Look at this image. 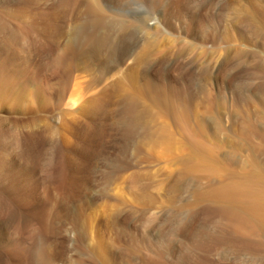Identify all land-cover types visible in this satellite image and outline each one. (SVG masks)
Wrapping results in <instances>:
<instances>
[{
	"label": "rangeland",
	"instance_id": "rangeland-1",
	"mask_svg": "<svg viewBox=\"0 0 264 264\" xmlns=\"http://www.w3.org/2000/svg\"><path fill=\"white\" fill-rule=\"evenodd\" d=\"M94 1L0 0V65L22 91L0 96V264H264V224L238 231L222 214L242 198L187 158V130L150 96L198 115L215 168L264 166L250 126L264 131V0H96L99 14ZM100 16L126 25L105 54L77 34ZM135 88L184 144H155L159 126L127 115L118 95Z\"/></svg>",
	"mask_w": 264,
	"mask_h": 264
},
{
	"label": "bare ground",
	"instance_id": "bare-ground-1",
	"mask_svg": "<svg viewBox=\"0 0 264 264\" xmlns=\"http://www.w3.org/2000/svg\"><path fill=\"white\" fill-rule=\"evenodd\" d=\"M98 2V1H97ZM97 2H96V0L94 1V6L92 7V13L95 11V12H97L98 11V8H99V5L97 4ZM99 3V2H98ZM29 4H31V3H29ZM184 4V3H183ZM175 10V9H174ZM257 10V9H256ZM179 11V10H178ZM260 11V10H259ZM7 12V11H6ZM199 12V11H198ZM211 12V11H210ZM245 12V11H244ZM10 13V12H9ZM100 12L98 11V14H99ZM102 13V12H101ZM258 13V12H257ZM260 13V12H259ZM7 14V13H6ZM31 14V13H30ZM96 14V13H95ZM254 14V13H253ZM33 15V14H32ZM101 15V14H100ZM180 15V14H179ZM7 16V15H6ZM98 16V15H97ZM102 16V15H101ZM101 16L100 17H98L99 19H97V25L99 26V29L97 30V32H96V34H88V33H85V32H83V30H84V27H83V29H78L77 30V34H79L82 38H81V40L79 41V43H80V47L83 49V48H86V47H92V48H94L96 51H97V53H101V52H103L104 50H109V48H111V46H113V43H114V41H115V39L113 38V36H114V32L116 31V29L118 28V32H119V30L120 31H123L125 28H126V25H124V23H122L121 21H119V20H113L112 19V21H110V20H106V19H104V17H102L101 18ZM104 16V15H103ZM15 17V16H14ZM31 17V16H30ZM258 17V16H257ZM256 17V18H257ZM8 18V17H7ZM15 18H17V16L15 17ZM24 18V17H23ZM108 18V17H107ZM35 19V18H34ZM95 19V18H94ZM252 19V18H251ZM7 20V19H6ZM10 20V19H9ZM13 20H15V22H16V19H13ZM27 20V19H26ZM12 21V20H11ZM17 22H19V21H17ZM92 22V21H91ZM96 22V21H95ZM213 22V21H212ZM11 23V22H10ZM30 23V22H29ZM1 24V23H0ZM9 24V23H8ZM24 24H22V26H23ZM31 25V24H30ZM34 25V24H33ZM6 26H7V24H6ZM15 26V25H14ZM13 26V27H14ZM21 25H20V31H22L23 29H25V31L28 29V27L26 26H23L22 27ZM29 26V25H28ZM32 26V25H31ZM31 26H29V27H31ZM39 26V25H38ZM258 26V25H257ZM16 27V26H15ZM25 27V28H24ZM33 27V26H32ZM36 27V26H35ZM8 27H6V29H7ZM12 28V27H11ZM18 27H16V29H17ZM6 29H4V31L6 30ZM15 29V30H16ZM22 29V30H21ZM30 29V28H29ZM28 29V30H29ZM50 29V28H49ZM53 29V28H52ZM19 30V29H18ZM18 30H16V31H18ZM31 31V30H30ZM1 32V31H0ZM8 32V31H7ZM29 32V31H28ZM23 33H24V31H23ZM20 34V33H19ZM18 35V34H17ZM79 35H77V37L79 36ZM2 36V35H1ZM24 36V35H23ZM23 36H22V39H23ZM32 36H34V35H32ZM21 37V36H20ZM27 37H28V35H27ZM33 38V37H32ZM21 39V40H22ZM25 40H26V38H25ZM32 39L30 38V41H31ZM10 41V40H9ZM8 41V42H9ZM27 41V40H26ZM33 42V40L30 42V43H32ZM116 42V41H115ZM23 43V42H22ZM28 43V42H27ZM29 43V44H30ZM36 43V42H35ZM34 43V44H35ZM1 44V43H0ZM24 44H25V41H24ZM34 44H33V46H34ZM115 44V43H114ZM140 44V43H139ZM5 45V44H4ZM10 45H11V48H13V50L15 51V55H16V57L17 56H19V55H17L18 53H17V51H22L23 50V47H25L24 45H22V50H20V49H18L17 47H21L20 46V42H19V37L18 36H15L12 40H11V43H10ZM10 45H9V47H10ZM2 46H3V44H2ZM27 46V45H26ZM32 46V45H31ZM31 46H29L28 45V47H30V50H31ZM235 46V45H234ZM192 47V49H193V46H191ZM191 47L190 46H187V48L188 49H190V50H192L191 49ZM81 48H80V50H81ZM150 48H151V44L149 43L148 44V46L146 47V49H145V51H149L150 50ZM185 48H186V45H185V47H184V50H185ZM9 49V48H8ZM26 48H24V50H25ZM12 50V51H13ZM29 50V49H28ZM28 50L26 51V52H28ZM79 50V51H80ZM89 50V49H88ZM13 51V52H14ZM32 51V50H31ZM78 51V52H79ZM145 51H143L142 53H141V55L138 57V59H137V61H136V64H138V65H142V64H146V62L145 63H143L144 61L143 60H146V58H145V56H147V54L145 55ZM182 51V50H181ZM189 51V50H188ZM212 51V50H211ZM25 52V51H24ZM24 52L23 53H21L22 54V56L24 57ZM30 52V51H29ZM81 52V51H80ZM106 52V51H105ZM105 52H103L104 54H105ZM153 52V51H152ZM183 52V51H182ZM184 52H186V51H184ZM9 53V52H8ZM12 53V52H11ZM107 53H109V52H107ZM150 53V52H149ZM181 53V52H180ZM205 54H207V53H209V51H207V49H205V52H204ZM212 53V52H211ZM19 54H20V52H19ZM150 55V57H151V54H149ZM148 55V56H149ZM21 56V55H20ZM148 58V57H147ZM12 59V58H11ZM17 59V58H16ZM15 59V60H16ZM22 59V58H21ZM18 60V59H17ZM16 60V61H17ZM22 60H24V59H22ZM148 61V60H147ZM21 62H23V61H21ZM25 62V61H24ZM16 63V62H15ZM18 63V62H17ZM26 63H28V60H27V62ZM30 63V62H29ZM25 64V63H24ZM23 64V65H24ZM225 64V63H224ZM19 65V64H18ZM17 65V66H18ZM25 66H26V64H25ZM15 67V66H14ZM27 67V66H26ZM26 67H24V68H26ZM16 68V67H15ZM21 68V67H20ZM6 70H7V67H5L4 65L3 66H1L0 65V96L2 97V95H5V92L6 93H8L9 95H13L12 97H15V95H16V93L18 92V93H20V92H22V91H17L16 92V90L17 89H15L14 88V86L15 85H9L8 86V82L10 81V78H8V73L6 72ZM17 71H18V69H16ZM15 70V71H16ZM16 71V72H17ZM10 76V75H9ZM135 80L136 79H132L131 80V83H129V84H131V86H133V84H135L134 82H135ZM88 82V81H87ZM82 84V83H81ZM149 86V85H148ZM118 87H120V86H118ZM142 88V87H141ZM146 88V87H145ZM149 88V87H148ZM147 88V89H148ZM151 88V87H150ZM8 89V91H6ZM19 89V88H18ZM108 89V88H107ZM130 89V88H129ZM136 89V88H135ZM134 89V91H132V90H128L126 93H122V94H120L121 92H119V94L120 95H118V97H119V99L122 101V102H124L125 104H127L126 106H127V108H126V113H127V115H131L132 116V118H135V119H137V126H142V127H144L145 129H146V127H145V122L146 121H143V119L145 118V117H147L148 116V119H149V117L151 118V119H147L148 120V123H147V130H148V128L150 127V126H152V125H154V126H159L158 128H157V130L156 131H151V129H150V131H149V134L151 135V137H152V140H154L155 141V144H157V145H167L168 147H170V144L172 145V146H174L175 147V144H181V140H180V142L177 140V139H175V134L174 133H172L171 132V130L169 129V127H168V125H159V122H158V119H157V115H156V111L155 112H153V108L151 107H146V106H143V101L141 102V100H142V94H143V92H145L144 90H139V92H138V90L136 91ZM158 89V88H157ZM21 90V89H20ZM149 90L150 89H148L147 91H146V95H147V93H149ZM156 90V89H155ZM154 90V91H155ZM158 90H161V89H158ZM157 90V91H158ZM173 90V89H172ZM175 90V89H174ZM259 90H260V92L263 94V96H264V83L263 84H261V86L259 87ZM105 91V90H104ZM107 91V90H106ZM121 91H123L122 90V88H121ZM151 92V97H152V99H154L155 101H158V102H161V103H165V106H167V108L166 109H168L169 110V112H170V110H171V112L170 113H172V115L171 116H173V118H174V121L176 122L175 124L177 125V127L178 128H180V129H182L183 131L184 130H187L186 132H184V134H183V132H182V134H183V139H185V140H187V141H189L188 143H190L191 144V146H192V154H190L187 158L188 159H190V161L192 160V159H196V160H198V163H200V164H196L198 167H200V170L203 168V169H205V170H207L208 171V173L209 174H207V175H210V178L212 179V178H215V177H217V178H220L221 180L222 179H226V177H228L231 181H229L228 183H226V185L224 186V187H222V189H225V190H230V191H234V193H237L239 196H240V198H242V203H240L241 204V206L244 208V209H241V211L240 210H234L232 207V205H234V204H232L231 205V207H226V209L224 208V210H222V214L225 216V217H227L230 221H232V222H234L235 223V227H236V229L238 230V231H242L243 230V228L244 227H246L247 225H252V223H254L255 221H257V220H259V223H263L264 224V166L262 165V164H260V162H259V171L258 170H253V168L254 167H252L251 168V171L249 170V171H247V172H245L244 174L242 173V175H240L239 176V174H236V173H234V172H227V171H225V170H220V169H218V168H215V166L213 165V164H211V160L213 159V152L211 153V151L208 149V147H204L203 145H204V143H201L202 141H200V140H198L197 141V139L195 138L197 135H196V133L193 131V128H195V127H192V124H191V120H193V119H196V122H194V123H196L198 126L197 127H201L202 126V123H200L198 120H199V118L196 116L195 117V113L193 112L192 113V111H189V109H191L190 107L189 108H187L188 107V105H185V107H182V105H178L179 103H176V101H174L173 100V98L172 97H168V94H166V96H165V94L164 95H161L159 92ZM78 92H80V90L78 91V89H77V94H78ZM108 92V91H107ZM118 92V91H117ZM166 92H168V90L166 91ZM171 92V91H170ZM106 93V92H105ZM260 93V94H261ZM75 94V93H74ZM150 94V93H149ZM17 96V95H16ZM75 96V95H74ZM80 96V95H79ZM172 96H173V94H172ZM0 97V98H1ZM19 97H21V96H19ZM18 97V98H19ZM75 97H77V96H75ZM145 97V96H144ZM144 97H143V99H144ZM16 98V97H15ZM74 98V97H73ZM21 99H22V97H21ZM16 100V99H15ZM153 101V100H152ZM141 103H142V106H143V108L141 109L140 107H141ZM88 104V103H87ZM86 104V105H87ZM155 104V103H154ZM186 104V103H185ZM91 105V104H90ZM145 105V104H144ZM158 105H159V103H158ZM87 106H89V104L87 105ZM86 106V107H87ZM149 106V105H148ZM187 106V107H186ZM262 106H264V105H262ZM262 109H264V108H262ZM261 109V110H262ZM192 110V109H191ZM94 111H96V109H94ZM260 111V110H259ZM249 112V111H248ZM192 114H194V116H192ZM245 114V113H244ZM262 114V113H261ZM262 115H264V114H262ZM264 118V117H263ZM134 119V120H135ZM133 120V121H134ZM263 120V119H262ZM131 121V120H130ZM139 121V122H138ZM249 121V120H248ZM264 121V120H263ZM263 121H262V123H263ZM203 122V121H202ZM151 124V125H150ZM248 124V123H247ZM251 124V123H250ZM249 124V125H250ZM264 124V123H263ZM257 125V124H256ZM246 126V125H245ZM251 126V129H254V131L257 133H253V134H256V136L258 135V132H259V141H261L260 143L261 144H259V147L257 148V149H259V154H264V131H262L259 127H257V126H254V123H253V125H250ZM264 126V125H263ZM203 128H204V125L202 126ZM259 128V129H258ZM259 131H258V130ZM189 130V131H188ZM202 130V129H201ZM196 131V130H195ZM203 131H204V129H203ZM148 132V131H147ZM202 132V131H201ZM251 132V131H250ZM198 134H199V132H198ZM204 134H205V132H204ZM252 134V135H253ZM181 135V134H180ZM250 135V134H249ZM251 135V136H252ZM202 136V135H201ZM248 136V135H247ZM247 136L246 137H244L245 139H246V142H247ZM250 136V137H251ZM181 137V136H180ZM180 137H178V138H180ZM254 137V136H253ZM182 139V138H181ZM250 139V138H249ZM253 139V138H252ZM256 139V138H255ZM184 140V141H185ZM183 141V140H182ZM200 141V142H199ZM243 141V140H242ZM253 141V140H252ZM245 142V143H246ZM250 142H251V140H250ZM248 143H249V141H248ZM252 143V142H251ZM251 143H250V145H251ZM182 144H184L183 142H182ZM181 144V145H182ZM203 144V145H202ZM243 144H244V141H243ZM154 146V145H153ZM205 146H206V144H205ZM252 146V145H251ZM258 146V145H257ZM220 150V149H219ZM219 154V153H218ZM261 154V155H262ZM216 155V154H215ZM263 156V155H262ZM216 157V156H215ZM65 160V159H64ZM193 161V160H192ZM199 161H201V162H199ZM64 162V161H63ZM187 162H188V160H187ZM254 162L255 161H253V164H254ZM190 163V162H189ZM197 163V162H196ZM252 164V163H251ZM256 164V163H255ZM195 164L193 165L194 167L196 166ZM255 166V165H254ZM194 167H193V170H194ZM197 167V168H198ZM188 168V167H187ZM186 168V169H187ZM192 167H190L189 169L190 170H188L187 169V173L189 174V173H192V169H191ZM196 168V167H195ZM250 168V167H249ZM249 168H247V169H249ZM198 170V169H197ZM199 170V171H200ZM184 171H185V169H184ZM245 171V170H244ZM179 174V173H178ZM185 176V175H184ZM189 176V175H188ZM209 177V176H208ZM178 178V177H177ZM181 178H184V177H181ZM209 179V178H208ZM240 202V201H239ZM236 205V204H235ZM244 210V211H243Z\"/></svg>",
	"mask_w": 264,
	"mask_h": 264
}]
</instances>
